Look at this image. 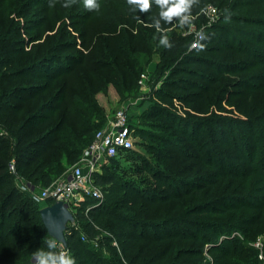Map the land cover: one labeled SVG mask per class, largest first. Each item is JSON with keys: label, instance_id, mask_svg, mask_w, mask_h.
I'll list each match as a JSON object with an SVG mask.
<instances>
[{"label": "trees", "instance_id": "trees-1", "mask_svg": "<svg viewBox=\"0 0 264 264\" xmlns=\"http://www.w3.org/2000/svg\"><path fill=\"white\" fill-rule=\"evenodd\" d=\"M117 1L115 5H125L127 14L109 31L118 25L124 28L110 38L112 44H102L99 56L88 57L76 32L95 11H87L82 0L67 9L62 7L65 0H56L52 8L49 0H0V264H31L32 252L52 237L40 209L53 201L35 202L31 190H21L20 185L49 186L79 161L95 132L106 125L97 94L112 85L121 99L135 98L140 75L147 70L156 79L166 77L154 92L156 99L184 100L186 94L174 91L196 84L204 75L200 69L210 67L208 55L190 50L192 32L181 35V28H174L168 32L174 47L158 45L160 33L146 27L158 18L154 3L142 14L133 13L126 0ZM208 1L200 0L193 14ZM210 2L223 11L230 9L232 19L225 23L222 12L206 29L225 33V41L231 34L226 44L248 61L225 63L220 72L231 67L244 74L232 86L259 88L264 71L254 68L261 65L264 70V59L254 45H261L257 49L263 52L264 0ZM226 83L214 78L205 90L212 92L211 87L219 85L228 91ZM219 99L224 101L223 96ZM161 101L151 100L150 110L141 115L154 130L137 126L134 131L129 114L133 138L155 139L158 144L151 148L161 157H168L171 164H177L179 156L193 158L191 167L178 176L182 169L149 165L160 187L153 191L117 176L113 171L121 169L119 164L104 166L108 172L94 174L103 200L81 203L74 218L77 226L66 230L61 245L76 264H259V250L251 242L264 232V107L253 106L255 111L233 119L216 112V97L201 94L191 107L204 114L181 116ZM156 117L159 120H151ZM131 149H121L109 159ZM12 161L14 171L9 167ZM208 243L212 262L202 255Z\"/></svg>", "mask_w": 264, "mask_h": 264}, {"label": "rangeland", "instance_id": "rangeland-1", "mask_svg": "<svg viewBox=\"0 0 264 264\" xmlns=\"http://www.w3.org/2000/svg\"><path fill=\"white\" fill-rule=\"evenodd\" d=\"M117 2H118L117 0H100L99 4L101 7L99 12L95 11L91 19H89L86 22L85 26L81 27L79 32L78 31L76 32V35L78 37L77 39L78 44H86L85 47L86 56L88 57L89 56L95 57L96 55L99 56L101 52L100 48L102 44H106V42L107 44H112L113 42L110 40V38H112V36L117 35L120 32V30L124 28L123 26L118 25L115 31H109L110 29H112L114 22L122 21L127 14L128 9L125 7V5L122 4L120 6L115 5ZM120 2H123V0H121ZM208 2L209 3L205 5L206 7L204 6L203 9L201 8L198 13L193 14L196 18L194 20V27L191 32L193 33V38L195 39L194 32L203 28L205 32L210 36V39L207 40V43H205L206 47L209 49L207 51H200V53L204 55H208L212 62L209 64L210 65L209 69H205L203 67L200 69L203 70L204 75L196 80V84L195 83L187 84L185 85L184 88L174 91L176 94L179 95L186 94L183 95L186 98L183 100L174 97L171 101L165 100L163 102L161 101V99H156L157 97L155 96L154 92L155 91L158 92L160 90L166 77L162 76L160 79H156L155 74H152L151 72H148L146 70L144 72L145 73L144 77L140 75L141 80L139 79L140 82L138 81L139 83L138 96H136L135 98L121 99L118 96L117 90L112 85H108L106 93L97 94V98L99 102L105 108L107 121L109 118L113 116L116 110L120 108H126L130 114V125L132 124L131 127L132 129H134V131H136L135 128L137 126H139L140 128L143 127L144 129L152 130L153 129L152 125L149 122L144 121L145 119L141 116L142 114H145V112H148V110H150V106L152 104L151 100H156L158 102L161 101L162 105L164 103L166 106L169 107L172 106L176 110L177 114H180L181 116L186 115L187 113L203 115L204 113H196V111L191 107V103L198 102L199 96L201 94L206 95L208 98L216 97V103H217L215 109L216 112L226 114L233 119L244 117L241 114V112L250 113L252 111H255V109L259 110L260 107H264V83H262L257 89H252L251 85L250 86L239 85V87H234L232 85L237 84L239 77L243 73L240 75V73H237L236 71L235 72L232 71L233 69H231V67L229 69L231 72L230 71L223 73L220 72L222 69H224L225 63H228V65H230V62H237L239 64L241 63L248 64V61L247 59L241 60L243 55L240 52L236 51V47L230 48L228 47V44H226L228 43V40L230 41L231 34L228 35V39H226L225 41L226 38L225 33L222 34L220 33L219 35L220 31H217L216 33H212V31L207 30L210 24H212L213 21L215 22L218 18V15H220L223 12L222 6L218 7L217 4H215L214 2H210V0ZM209 8H214L216 10L215 13H213L212 10L210 11ZM212 14H215L214 20ZM162 27L168 29L169 30L168 32H171L172 30H174V28L176 29L180 28L175 23L172 25L162 24ZM102 30H105V32L103 33ZM181 30H182L181 35H187L191 33L186 28L185 29L181 28ZM46 33H48V31L45 32L44 30V35ZM79 33L82 34L83 40L79 38ZM234 46H236V44H234ZM257 47H261V45L255 44L254 48L258 51V56L264 59V53H263L264 49L262 52L261 48L257 49ZM82 48L84 50V45L82 46ZM151 66H154V64L152 63ZM262 69L263 66L258 65L254 68V71L263 72L264 70ZM249 72L251 71L248 70L246 74H248ZM84 73L85 72L83 70L81 74ZM253 76L254 75H251L250 77ZM214 78H218L224 82H227L226 84L229 85L227 89L228 91H222L223 89L221 88V86L214 85L211 87L212 89H214V91L206 92L205 89L209 87L208 85L209 82H211L212 79ZM257 82L258 80L251 84H254L255 86ZM221 96H223L224 101H221L219 99ZM219 104L222 105L223 108L218 107L219 108L218 109L217 106ZM245 106H247L248 109L246 111H243ZM253 106H256L257 108L252 109ZM151 120L157 121L159 120V117H156V119H151ZM149 124L151 125V127H149ZM155 132H159V131H155ZM133 140L134 141H133L132 149L127 151L126 153L119 152L118 159L112 161L111 159L103 156L100 159V161H98V166H97L98 174L102 175L108 172L105 170L104 166L107 167L112 164H119L121 169H115L116 171H113L116 172L115 174L117 176H120L121 178H125L127 180L131 179L133 183L139 186H147L153 191H158L160 190V187L156 185L157 184L156 181L158 180L151 177V174L148 171L149 165L156 166V164H160L165 169H168L170 167L182 169L180 171V174L178 173V171L177 174L178 176H184L186 173L183 172L184 170L183 168L185 167L190 168L191 167L190 165L194 162L193 158L179 156L178 157L179 159L176 160L177 164H173V163L171 164L170 161L172 160L169 161L168 157H164V156L161 157V152L157 151L154 148H151L153 146L152 144H158L155 139H149L143 141L144 139H142L140 136L137 135L135 138H133ZM170 150L171 149L169 148L167 152H169ZM78 162L80 163V160ZM75 164L76 163L67 167L64 173L56 177L55 180L65 178L71 172V169ZM81 164H83V162ZM28 186L30 190L34 192H39L42 189H44V187L43 188L38 187L35 189L34 186L30 185L29 183ZM51 203L53 202H50V204ZM162 212L164 213L165 210H163ZM200 216L206 218V216H213V215L200 214ZM158 230L157 232H160V230L159 231ZM218 230L221 229H217V232ZM232 234L240 236V233H238L237 231H234V233ZM258 242H261V245L257 246ZM251 244L259 250L258 251V260L260 262L259 264H264V232L263 234L257 235V238L253 242H251ZM209 246L210 243L204 246V253H202V255L203 257L205 256L204 257L205 261L212 262V257H211L212 254L211 253L208 254L207 251ZM260 254L261 257H259ZM31 264H32V260H31Z\"/></svg>", "mask_w": 264, "mask_h": 264}, {"label": "built area", "instance_id": "built-area-1", "mask_svg": "<svg viewBox=\"0 0 264 264\" xmlns=\"http://www.w3.org/2000/svg\"><path fill=\"white\" fill-rule=\"evenodd\" d=\"M209 10H212L213 13L216 11L214 8H209ZM212 15L214 20L215 14ZM193 41L194 38L191 43ZM141 76L144 77L145 74H141ZM133 141L132 130L129 126V112L126 108H120L108 119L103 128L95 132L92 141L82 152L80 163H76L65 178L53 181L39 192L31 191V198L35 202L47 199L53 202L61 200L67 204L75 217L81 203L90 199L101 202L104 198L102 189L94 180V174L98 172V161L103 156L113 157L119 150L132 147ZM82 162L83 164H81ZM9 167L11 171H14V161L10 163ZM20 188L21 190L30 189L27 183L21 184ZM89 208L90 206H87L84 212L87 213ZM76 226L77 223L74 219V221L68 222L66 230H71ZM82 239L84 238L82 237ZM258 245H261V242H258Z\"/></svg>", "mask_w": 264, "mask_h": 264}, {"label": "clouds", "instance_id": "clouds-1", "mask_svg": "<svg viewBox=\"0 0 264 264\" xmlns=\"http://www.w3.org/2000/svg\"><path fill=\"white\" fill-rule=\"evenodd\" d=\"M127 5L133 13L146 14L151 11L153 3L159 9L158 18H153L151 24L146 27H154L158 37V45L164 49L171 50L174 47L173 42L168 35V29L162 27L163 24L172 25L177 24L182 29H188L190 32L194 27L195 16L193 15V8L198 6L200 0H126ZM56 0H49V7H55ZM76 0H65L62 7L70 8ZM83 7L87 11L99 12L100 4L98 0H82ZM225 23H230L232 19V12L225 8L223 11ZM140 19V16H137ZM195 39L190 45L191 49L204 51L206 44L203 43L210 39V36L203 28L194 32ZM45 247H40L32 252V264H76L75 258L71 253L61 245L58 237L52 236L43 240Z\"/></svg>", "mask_w": 264, "mask_h": 264}, {"label": "water", "instance_id": "water-1", "mask_svg": "<svg viewBox=\"0 0 264 264\" xmlns=\"http://www.w3.org/2000/svg\"><path fill=\"white\" fill-rule=\"evenodd\" d=\"M40 217L48 234L58 237L61 244L65 245L67 224L75 218L67 204L57 200L46 205L40 209Z\"/></svg>", "mask_w": 264, "mask_h": 264}]
</instances>
